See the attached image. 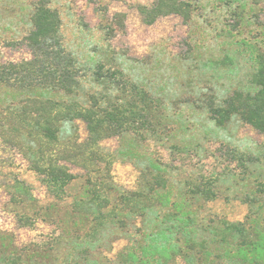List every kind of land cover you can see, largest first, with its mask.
Here are the masks:
<instances>
[{
  "label": "rangeland",
  "instance_id": "rangeland-1",
  "mask_svg": "<svg viewBox=\"0 0 264 264\" xmlns=\"http://www.w3.org/2000/svg\"><path fill=\"white\" fill-rule=\"evenodd\" d=\"M34 1L0 0V63L31 58L24 36L32 28ZM49 1L60 13L65 49L91 67L81 77L80 86L89 88L93 71L103 64V72L120 70L123 79L140 85L161 103L167 129L161 131L160 139L124 132L101 141L102 152L113 160L111 184L129 191L138 189L144 176L153 172L149 161L156 160L170 171V195L186 199L191 211L199 207L204 221L214 225L224 219L252 221L261 208L251 206L248 195L257 190V198L264 200V190L257 188L264 182V132L238 115L219 125L209 107L223 105L234 89L244 88L254 70V57L264 52V0H198L187 21L171 13L150 24L143 21L138 7L153 0ZM99 81L94 84L99 86ZM113 82L108 87H115ZM120 93L119 88L115 94ZM27 96L51 95L0 85V112L8 101ZM75 125L83 140L87 135L84 122L76 119ZM1 129L2 249L9 251L11 243L21 249L37 244V262L59 264L70 248L68 241L75 238L87 246L97 264H121L120 253L142 241L151 219L124 212L122 223L108 222L95 236L85 238L90 215L67 205L79 192V183L69 189L65 200L54 201L13 133ZM66 164L72 172L84 173ZM15 179L28 186L34 201L12 199ZM200 179L212 185L214 198L184 194L186 181ZM21 215L35 219L34 224H21ZM1 232L11 239L1 238ZM49 246L59 251L57 256L51 255L55 262L46 254ZM0 264L7 263L0 260ZM170 264H186V260L177 255ZM225 264L239 263L229 260Z\"/></svg>",
  "mask_w": 264,
  "mask_h": 264
},
{
  "label": "trees",
  "instance_id": "trees-1",
  "mask_svg": "<svg viewBox=\"0 0 264 264\" xmlns=\"http://www.w3.org/2000/svg\"><path fill=\"white\" fill-rule=\"evenodd\" d=\"M197 7L198 0H153L138 8L143 21L150 24L171 13L187 21ZM31 22L32 28L24 36L31 58L0 63V85L17 91L40 90L51 96L8 101L0 112V127L13 133L54 201L65 200L69 189L79 183V192L67 205L90 215L85 238L95 236L108 222L122 223L121 214L131 212L149 217L152 225L142 241L120 253L121 264H170L177 255L184 257L186 264H225L229 260L264 264V200L257 198V190L248 195L251 206L261 208L252 221L224 219L214 225L202 219L199 207L191 211L186 199L170 195V171L156 160L149 161L153 172L144 176L138 189L129 191L111 184L113 160L110 154L102 152L101 141L124 132L160 139L161 131L167 129L161 103L140 85L123 79L120 70L103 72V64L91 76L94 82L100 80V87L94 82H90L89 88L80 86L81 77L91 67L65 49L59 11L49 0H35ZM254 62L245 87L234 89L223 105L209 107L210 116L217 124L238 115L264 132V52H258ZM112 80L118 85L110 88ZM119 88L121 93L115 94ZM76 119L85 124L87 135L83 140ZM170 147L178 149L175 145ZM240 162L244 164L243 160ZM66 163L83 169L84 173L72 172ZM14 181L12 199L32 201L34 197L28 186L21 180ZM184 185V194L207 200L215 197L212 185L206 180L186 181ZM257 188L264 190V182ZM26 218L21 215L20 223L34 224L35 219ZM1 238L10 240L11 236L1 232ZM67 244L70 248L59 264H97L82 241L72 238ZM38 248L33 244L21 249L11 243L7 251L0 245V260L7 264H40L36 260L40 255ZM45 250L50 259L59 254L57 248L49 246Z\"/></svg>",
  "mask_w": 264,
  "mask_h": 264
}]
</instances>
